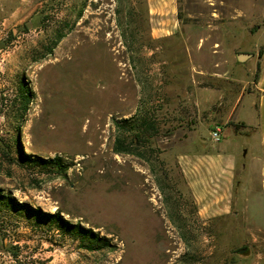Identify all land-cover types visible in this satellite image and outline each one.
Wrapping results in <instances>:
<instances>
[{"label":"rangeland","instance_id":"374dc122","mask_svg":"<svg viewBox=\"0 0 264 264\" xmlns=\"http://www.w3.org/2000/svg\"><path fill=\"white\" fill-rule=\"evenodd\" d=\"M176 8L152 19L145 0H0V264H264V198L201 221L177 161L179 145L234 125L264 55V0ZM140 107L160 108L154 171L113 152V120ZM29 209L110 247L82 250Z\"/></svg>","mask_w":264,"mask_h":264},{"label":"crops","instance_id":"0c3cea01","mask_svg":"<svg viewBox=\"0 0 264 264\" xmlns=\"http://www.w3.org/2000/svg\"><path fill=\"white\" fill-rule=\"evenodd\" d=\"M176 1L145 0L150 18H175ZM251 84L229 115L234 125L220 129L218 142L210 136L193 138L177 149L178 165L201 221L225 219L253 195V203L260 202L256 196L264 198V55ZM236 125L246 128L237 130Z\"/></svg>","mask_w":264,"mask_h":264},{"label":"trees","instance_id":"16d2710c","mask_svg":"<svg viewBox=\"0 0 264 264\" xmlns=\"http://www.w3.org/2000/svg\"><path fill=\"white\" fill-rule=\"evenodd\" d=\"M55 45L58 43L63 36L56 32L54 34ZM54 45V46H55ZM51 51V50H50ZM20 92L22 94V109L23 112L28 108L31 102V96L29 91L25 87H21ZM160 108H139L136 113L127 119H114L113 126L115 129V138L113 145V152L117 155H131L142 161H144L152 171H154L155 166L159 164L161 151L152 145L153 140H155L160 135V120L158 118L157 112ZM236 129L246 128L244 125H236ZM18 144V142H17ZM20 153V163H27L31 161L32 165L35 167L50 169L52 172L56 173L58 176H65L69 170V166L63 163V160L59 157H55L53 160L43 161L39 158H30L25 156L22 151ZM5 154V152H3ZM162 186V184H160ZM5 206L11 207V204L17 207H26L24 204L19 205L11 198H5ZM38 216V221L45 222L43 219L49 218L48 224L50 226H55L61 232L62 236H67L73 241L78 242V247L82 250L89 252L100 251L105 248H109V243L105 238H101L98 234L93 233L91 230L82 228L81 226H72L66 223L60 216L59 213L54 215H44L41 211H33L29 209ZM37 221V222H38Z\"/></svg>","mask_w":264,"mask_h":264},{"label":"built area","instance_id":"2783aa9c","mask_svg":"<svg viewBox=\"0 0 264 264\" xmlns=\"http://www.w3.org/2000/svg\"><path fill=\"white\" fill-rule=\"evenodd\" d=\"M211 139L214 142H218L221 139V130L219 128H216L214 131H212Z\"/></svg>","mask_w":264,"mask_h":264},{"label":"water","instance_id":"95a60500","mask_svg":"<svg viewBox=\"0 0 264 264\" xmlns=\"http://www.w3.org/2000/svg\"><path fill=\"white\" fill-rule=\"evenodd\" d=\"M248 57H250V56H249V55H245V54H244V55H239V56H238L239 60H242V61L245 60V59L248 58Z\"/></svg>","mask_w":264,"mask_h":264}]
</instances>
